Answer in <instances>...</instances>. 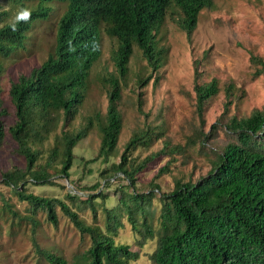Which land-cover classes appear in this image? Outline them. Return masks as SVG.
Segmentation results:
<instances>
[{
	"label": "trees",
	"instance_id": "1",
	"mask_svg": "<svg viewBox=\"0 0 264 264\" xmlns=\"http://www.w3.org/2000/svg\"><path fill=\"white\" fill-rule=\"evenodd\" d=\"M55 1L66 4L56 43L39 66L11 80L8 97L14 107L12 118L0 88V148L12 137L17 143L14 151L25 159L24 166L14 165L2 173L1 182L11 194L28 204L26 215H22L1 193L0 218L6 216L7 222L11 221L10 231L22 219L30 222L36 250L49 264L70 261L73 264H131L140 254L128 243H117L119 228L128 215L133 229L143 232L141 244L148 237L155 238L153 198L158 191L160 232L150 254L154 264H264V105L249 115L232 116L223 123L230 141L221 152L212 150L215 157L210 170L196 181L176 179L170 190H163L153 179L148 192H139V173L146 162L136 163L133 153L141 146H149L162 133L143 129L127 142L120 161H113L102 171V176H108L103 189L97 183L93 186L95 190L86 195L67 192L71 203L28 190L29 183L54 185L57 176L69 179L74 148L93 129L99 133L100 146L97 156L89 162L99 158L107 162L116 156L124 127L118 103L123 90L129 87L130 61L135 47L141 50L152 72L157 71L164 64L169 48L160 45L156 37L168 17L175 18L178 14L180 28L191 37L201 11L212 6L211 0H0V60L28 49L35 23L49 19ZM23 10L30 11V18L17 20ZM103 32L118 41L112 56L116 73L105 77L103 83L108 97L107 110L103 114L96 110L85 117L79 128L66 130L84 104L91 72L102 56ZM251 61L257 67L256 75H264V59L252 55ZM145 80L137 75L136 83L142 85ZM195 90L197 106L202 112L220 87L213 79L208 83L197 82ZM61 122L62 131L57 134ZM216 129L214 124L213 131ZM53 133L56 134L53 146L43 156L38 145ZM212 134L198 133L189 142L200 143L203 148ZM174 150L178 147H173ZM167 171L169 164L162 166L158 175ZM115 173H122L129 182L119 187V206L116 203L108 207L104 201L111 196L105 190L112 187L109 179ZM98 201L102 203L104 226ZM57 208L83 238L87 236L90 240L70 260L40 247L34 238L42 224L38 218L41 212L46 214L49 223L58 227ZM85 211L92 212V222L81 215Z\"/></svg>",
	"mask_w": 264,
	"mask_h": 264
},
{
	"label": "rangeland",
	"instance_id": "2",
	"mask_svg": "<svg viewBox=\"0 0 264 264\" xmlns=\"http://www.w3.org/2000/svg\"><path fill=\"white\" fill-rule=\"evenodd\" d=\"M212 6L204 8L199 16V23L191 37L180 28L175 18L168 17L157 35L158 43L168 47L164 64L152 72L141 50L135 47L130 61L129 87L122 92L118 103L124 127L118 142V152L110 161L102 158L91 161L97 156L100 137L97 129L81 140L74 148L75 159L69 179L57 176L54 185H34L27 188L34 193L57 197L71 201L66 193L88 194L101 184L104 188L108 178L102 171L118 162L125 146L133 134L143 129L162 132L155 137L149 146H141L133 153L136 163L146 162V167L139 173V192L150 190L149 182L160 183L163 190H170L176 179L196 181L206 175L214 159V152H221L230 141L223 123L229 117L241 118L249 115L255 108L264 105V75H256L257 67L251 61L255 55L264 59V0H211ZM3 4L5 2H2ZM54 8L47 20H39L34 25L28 49L19 50L15 55L0 60V88L5 95V105L14 116V107L9 101L8 89L11 80H17L20 74H29L39 66L53 51L60 18L64 14L66 4L55 1ZM102 56L94 65L84 104L75 120L65 127L75 130L86 121L85 117L96 110L105 113L108 106L104 78L116 73L112 56L118 41L103 32ZM152 73V76L148 77ZM137 75L146 78L140 85L136 83ZM216 79L220 91L209 99L202 112L197 106L196 83H208ZM141 105V110H140ZM217 124L216 132L213 125ZM63 122L55 133L62 131ZM214 132V134H212ZM55 133L38 147L46 156L53 146ZM198 133L212 134V138L201 148L200 143L191 144L190 137ZM10 137V135H9ZM16 141L10 137L0 148V205L3 200L1 193L13 204V207L26 215L28 204L11 194L8 186L3 184L2 173L14 165L24 166L25 159L18 155L14 148ZM173 147L178 150L172 151ZM169 164V171L158 175L160 168ZM109 181L113 184L105 192L111 199L105 200L108 207L119 206L120 186L129 181L122 173L111 174ZM158 175V176H157ZM72 180V183H71ZM62 185H66L65 187ZM92 187V189H91ZM132 189L130 188V191ZM153 198L156 215L153 218L155 238L148 237L141 244L143 232L133 229L129 216L123 219L119 228L117 243H128L132 250L138 251L140 257L131 264H154L150 254L156 247V237L160 232V192ZM100 200V199H99ZM101 201V200H100ZM98 201V213L104 226L102 203ZM58 227L47 221L46 214L41 212V226L35 232V239L42 248L49 249L69 260L74 253L87 247L90 240L83 238L80 231L70 219L57 208ZM87 222H92V212L81 213ZM10 222L6 216L0 218V264H49L36 250L32 240L31 224L22 219L10 231ZM147 242V243H146ZM69 264H73L71 261Z\"/></svg>",
	"mask_w": 264,
	"mask_h": 264
},
{
	"label": "clouds",
	"instance_id": "3",
	"mask_svg": "<svg viewBox=\"0 0 264 264\" xmlns=\"http://www.w3.org/2000/svg\"><path fill=\"white\" fill-rule=\"evenodd\" d=\"M30 16H31L30 11H28V10H23V11H21V12L17 15L16 19H17V20H27V19L30 18Z\"/></svg>",
	"mask_w": 264,
	"mask_h": 264
}]
</instances>
